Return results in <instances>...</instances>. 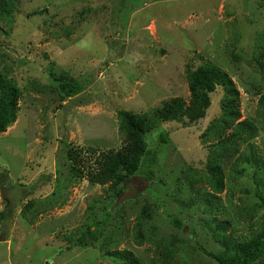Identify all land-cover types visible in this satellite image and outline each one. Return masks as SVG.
<instances>
[{"label": "rangeland", "instance_id": "rangeland-1", "mask_svg": "<svg viewBox=\"0 0 264 264\" xmlns=\"http://www.w3.org/2000/svg\"><path fill=\"white\" fill-rule=\"evenodd\" d=\"M262 1L22 0L10 21L0 20V70L22 94L16 123L0 134V264H115L106 250L125 248L162 264L153 243L134 238L147 204L146 238L178 245L171 264H218L200 249L220 250L202 224L207 214L186 203L207 188L200 136L220 113L222 91L199 123L163 122L145 135L157 161L143 159L118 198L108 186L70 181L66 148L81 152L87 168L100 152L119 150V112L151 114L174 98L189 104L187 65L205 61L236 82L243 119L261 120L264 71L254 58L264 45ZM253 145L264 160V128ZM253 174L248 167L235 193L221 196L226 206L259 204ZM258 212L237 225L245 235L261 228ZM87 224L99 226V241L72 247Z\"/></svg>", "mask_w": 264, "mask_h": 264}, {"label": "trees", "instance_id": "trees-1", "mask_svg": "<svg viewBox=\"0 0 264 264\" xmlns=\"http://www.w3.org/2000/svg\"><path fill=\"white\" fill-rule=\"evenodd\" d=\"M22 0H0V20L10 21L17 6ZM264 7V0L262 1ZM40 14L39 10L31 15ZM264 38V35H263ZM237 41L233 42L235 47ZM264 45H260L254 61L257 68L264 71ZM234 48L231 56H235ZM187 74L191 99L189 104L182 98L170 99L156 108L151 114H136L130 111L119 112V131L124 136V146L119 150L100 152L92 166H86V160L81 152L68 148L66 160L70 181L87 179L91 184L108 186L115 197H120L124 184L140 169L143 159L152 164L157 156L148 148L146 136L163 122H184L195 125L207 116L212 105V95L218 90L223 92L220 102V113L214 117L200 136L203 144L208 145V155L205 164V181L207 188L200 190L197 198H192L191 207H197L207 218L202 224L212 233L214 241L220 245V250L210 251L204 247L200 249L218 264H264V215L261 217V228L249 235H245L237 227L238 224L247 225L256 218L259 209L264 210V160L257 154L253 141L263 131L264 123V95L260 97L257 120L253 115L243 119L241 110V92L231 75L213 61H205L201 66L187 65ZM68 85V84H66ZM22 94L18 85L0 70V134L5 133L18 119ZM187 119L188 121H186ZM96 154V153H95ZM244 164L249 166H243ZM229 167L232 168L226 175ZM248 167L254 168L255 198L259 204L247 207L237 205L231 199L229 206L223 203L222 195L227 192L231 197L235 193V184L239 177L246 173ZM4 175V174H3ZM2 175V177H3ZM150 204L145 205L139 213L135 227L134 238L138 244L153 243L161 253H157L162 264H171L178 255V245L166 241L164 238H146L147 222L152 220ZM220 214H225L221 219ZM3 215V213H2ZM178 227L183 223L175 220ZM253 224L250 226L253 228ZM99 226H83L78 237L69 239V244L87 247L99 241ZM188 238V236H187ZM91 240L89 243L88 241ZM189 240V239H187ZM105 256L111 258L115 264H146L129 249H108Z\"/></svg>", "mask_w": 264, "mask_h": 264}]
</instances>
